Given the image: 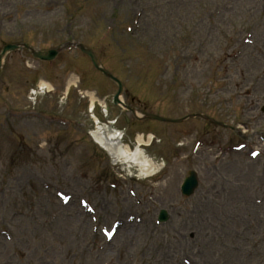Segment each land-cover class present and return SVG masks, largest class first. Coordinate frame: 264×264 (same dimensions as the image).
<instances>
[{
	"label": "rangeland",
	"instance_id": "rangeland-1",
	"mask_svg": "<svg viewBox=\"0 0 264 264\" xmlns=\"http://www.w3.org/2000/svg\"><path fill=\"white\" fill-rule=\"evenodd\" d=\"M78 1L81 17L69 36L80 37L122 80L127 106L171 119L203 113L249 138L264 133V0ZM62 9L60 0H0V51L22 38L37 49L60 47L69 37ZM110 25L115 34L106 36ZM72 72L82 77L79 88L91 85L108 97V112L101 105L94 114L122 132L124 144L134 150L137 134H154L153 145L142 147L153 173L115 163L93 144L90 98L77 89L64 93ZM35 77L49 78L55 92L30 100ZM116 93L79 52L51 65L26 52L7 56L0 264H264L260 136L237 152V133L201 118L179 125L138 120L113 105ZM190 170L200 185L187 198L180 187ZM161 210L169 216L164 224Z\"/></svg>",
	"mask_w": 264,
	"mask_h": 264
},
{
	"label": "bare ground",
	"instance_id": "bare-ground-1",
	"mask_svg": "<svg viewBox=\"0 0 264 264\" xmlns=\"http://www.w3.org/2000/svg\"><path fill=\"white\" fill-rule=\"evenodd\" d=\"M40 86L50 89V86L44 83H41ZM93 139L116 161L135 164L141 168L142 173L146 176H149L156 170L153 161L148 159L145 152L141 149V145L144 143L141 137L137 139L138 146L136 149L132 150L123 145L122 133L109 126L102 125L98 126L94 131Z\"/></svg>",
	"mask_w": 264,
	"mask_h": 264
},
{
	"label": "water",
	"instance_id": "water-1",
	"mask_svg": "<svg viewBox=\"0 0 264 264\" xmlns=\"http://www.w3.org/2000/svg\"><path fill=\"white\" fill-rule=\"evenodd\" d=\"M85 52H87V53L91 56V58L93 59L94 65H95L97 68H99V64H98L97 60L95 59L94 55H93L91 52H88V51H85ZM36 55H37L38 57L42 58V59H50L52 56H55L56 53H40V54H36ZM112 79H113V78H112ZM113 80L116 81L115 79H113ZM116 82H117L118 85H119V88H120V92H119V94H120V93H122V91H123V86H122L121 83H119L118 81H116ZM119 94H118V96L116 97V102H118L117 100H118ZM152 118H156V117H152Z\"/></svg>",
	"mask_w": 264,
	"mask_h": 264
}]
</instances>
